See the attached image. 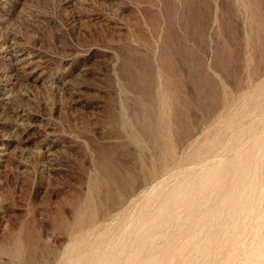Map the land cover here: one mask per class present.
Instances as JSON below:
<instances>
[{
    "label": "rangeland",
    "instance_id": "rangeland-1",
    "mask_svg": "<svg viewBox=\"0 0 264 264\" xmlns=\"http://www.w3.org/2000/svg\"><path fill=\"white\" fill-rule=\"evenodd\" d=\"M260 145L264 0H0V264H264ZM163 178L180 221L135 251Z\"/></svg>",
    "mask_w": 264,
    "mask_h": 264
},
{
    "label": "bare ground",
    "instance_id": "bare-ground-1",
    "mask_svg": "<svg viewBox=\"0 0 264 264\" xmlns=\"http://www.w3.org/2000/svg\"><path fill=\"white\" fill-rule=\"evenodd\" d=\"M262 143V142H261ZM260 147H262L261 145H260ZM264 147V146H263ZM262 147V148H263ZM261 149V148H260ZM260 151V150H259ZM254 156V155H253ZM261 158V157H260ZM259 158V159H260ZM199 159V158H198ZM253 160V159H252ZM208 161L209 160H207V159H203V160H200L199 162H198V164L199 165H201V167L200 168H204V174H205V179H207V175L209 174V175H212L213 177H214V175H215V173H216V167L215 166H213V165H211V162H210V164L208 163ZM220 161V160H219ZM260 161V160H259ZM251 162V161H250ZM229 163V162H228ZM262 163V162H261ZM261 163H260V165H261ZM230 165H231V163H230ZM257 165V164H256ZM254 166H255V162H254ZM258 167V166H257ZM256 167V168H257ZM260 167V166H259ZM249 168H253V167H249ZM261 168V167H260ZM248 169V168H247ZM249 170V169H248ZM252 171H253V169H252ZM261 172H262V170H260ZM260 172V173H261ZM167 173V172H166ZM171 173H173V171L171 172ZM196 173V172H195ZM257 173V172H256ZM252 174V173H251ZM255 174V173H254ZM256 175V174H255ZM261 175V174H260ZM165 176V175H164ZM247 176V175H246ZM245 176V177H246ZM159 177V176H158ZM169 177V176H168ZM254 177V176H253ZM257 177H258V175H257ZM112 179L114 180V181H117V183H119V186H120V188H121V190L123 191V192H129L130 190H131V187H130V185H129V182H130V180H128V179H125V178H123V179H117V178H113L112 177ZM256 179V178H255ZM226 180V179H225ZM254 180V179H253ZM203 181V180H202ZM224 181V180H223ZM234 182V181H233ZM246 182V181H245ZM167 183V181L163 178V180H161V181H157L156 180V184L154 185V186H152L151 188H149L150 190H148L147 189V192H145V205L142 207V210H145V209H149V214H150V219H161V221L157 224V225H155V226H152V227H148V226H150L149 224L150 223H148V221L147 220H144V222L141 224V227H139V230L136 232V234H137V236H140V238H142L141 239V245H139V246H137L136 247V249H135V251H137V250H139L140 248H143V247H145V244L148 242V241H150V243H149V249H152V247L156 244L155 243V237H156V235L154 234H152V232H150L149 230H152L153 228H160V229H164V232H161V233H159L158 235H164V236H167V234L169 233V235L171 234L170 233V230H172V228L173 227H175V223L177 224V222L178 221H180V215H177V217L174 219V216L176 215V213H177V207L176 206H178V201L179 200H177L178 199V197H179V195L178 194H174V195H172L169 191H168V184H166ZM193 183H194V181H193ZM247 183V182H246ZM152 184V183H151ZM166 184V185H165ZM197 185V184H196ZM215 185L216 184H214V188L212 189V194H215L216 193V188H215ZM242 185V184H241ZM256 186V185H255ZM178 187V186H177ZM251 187V186H250ZM174 188H176V187H174ZM241 187H239V189H240ZM242 189V188H241ZM252 189V188H251ZM192 190H193V194H192V196L190 197L191 199H189V201L185 204V206H187V212H188V214L189 213H194L196 210L194 209V203L195 202H197V199L199 198V196H200V194L202 193V190L201 189H199V188H192ZM244 190H246V188L244 189ZM250 190V189H249ZM219 191V190H218ZM242 191V190H241ZM252 191V190H251ZM251 191H250V193H251ZM254 191H255V188H254ZM254 191H252V192H254ZM220 193V192H219ZM236 194V193H235ZM253 195V194H252ZM217 196V195H216ZM245 196V195H244ZM244 196H243V194L241 193V194H239V196H238V198H237V200H235L236 202H235V204L233 203V204H231L232 203V201H233V199H232V197H231V195H228L227 196V200H228V205H229V209H235L236 210V208L238 209V206L241 204V200H243V198H244ZM246 196H248V195H246ZM249 196H250V194H249ZM175 197V198H174ZM180 199H181V197H179ZM158 200H160V203L158 204V205H156V203H157V201ZM245 201V199L243 200V202ZM205 202V201H204ZM206 202H208L207 200H206ZM222 202V201H221ZM225 202V201H224ZM250 202V201H249ZM246 203V202H245ZM207 204V203H206ZM206 204H205V206H206ZM221 205V204H220ZM250 205V204H249ZM221 207V206H220ZM243 207V206H242ZM223 208V207H222ZM250 208V207H249ZM239 210H240V208H239ZM218 211H219V209H218ZM222 211V210H221ZM229 211V210H228ZM244 212V211H243ZM219 213V212H218ZM218 213H215V218H214V220L210 223L209 222V224L207 225L206 223H203V224H201L200 222L199 223H197L196 224V229H195V231H194V234H195V236L198 238L200 235H201V233H202V230H203V228H206L207 227V229H208V232H206V230H205V234H209V236H211V238H212V235H210V234H213L214 233V229L216 228V226H220V228H219V230H220V232H222V233H224V235H227L228 233L229 234H231V230L233 229L232 227L230 228V226L228 225V223H227V225L226 224H224L225 222H223V224H220L219 223V220H218V218H217V215H218ZM235 213H236V211H235ZM234 213V214H235ZM238 213V212H237ZM236 213V214H237ZM242 213V212H241ZM132 214H134V212L132 213ZM187 214V215H188ZM222 214V213H221ZM224 214V213H223ZM200 215H202V213L200 214ZM227 215V214H226ZM238 215H239V213H238ZM186 216V215H185ZM213 216V217H214ZM234 216V215H233ZM212 217V218H213ZM229 217H230V215H229ZM235 217H237V216H235ZM242 217V216H241ZM184 218V217H183ZM211 218V219H212ZM237 218H239V217H237ZM236 218V219H237ZM259 218V217H258ZM173 219H174V221H173ZM232 219H233V217H232ZM240 219V218H239ZM229 220V219H228ZM231 220V219H230ZM182 221V220H181ZM225 221V220H224ZM232 222V221H231ZM134 223V222H133ZM131 221H129L122 229H121V232H120V235L118 236V239L119 240H117V243L118 244H124V242H125V236L126 235H130V236H132V235H134V231H133V229H132V224H133ZM187 224V223H186ZM189 224V223H188ZM234 224V223H233ZM231 225V224H230ZM112 226V225H111ZM235 226H236V224H235ZM252 227V226H251ZM235 228V227H234ZM178 230H177V232L179 233L182 229H183V225H179L178 226V228H177ZM234 230V229H233ZM85 232H86V230H85ZM87 232H89V230L87 231ZM176 232V231H175ZM213 232V233H212ZM218 232V231H217ZM92 233V232H91ZM252 233V232H251ZM118 234V233H117ZM175 234V233H174ZM205 234H203V235H205ZM234 234V233H233ZM169 235H168V237H169ZM223 235V236H224ZM252 235V234H251ZM223 236H222V238H223ZM229 236V235H228ZM232 236H234V235H232ZM83 237V236H82ZM86 237V236H85ZM167 237V238H168ZM204 237H206V236H204ZM214 237H215V235H214ZM237 237V236H236ZM87 238V237H86ZM238 238V237H237ZM84 239V238H83ZM82 239V240H83ZM147 239V240H146ZM225 239V238H224ZM228 239V238H227ZM227 239H226V241H227ZM78 240V239H77ZM101 240V239H100ZM187 240V239H186ZM220 240H222V239H220ZM233 240H235V238H233ZM81 241V240H80ZM79 241V242H80ZM167 241V240H166ZM165 241V242H166ZM173 241V240H172ZM210 241L211 240H208V239H198V241H196V242H194V247H193V249H192V251H190L188 254H185L184 253V256H183V262L184 263H186L187 261H188V258L193 254L194 256L196 255V254H199V256L200 255H204L208 250H210V249H208V244L210 243ZM229 241V240H228ZM219 242V241H218ZM224 242H225V240H224ZM162 243H164V241L162 242ZM178 243V242H177ZM232 243V242H231ZM219 244H220V242H219ZM222 244V243H221ZM157 245V244H156ZM165 245V244H164ZM226 245H227V242H226ZM235 245H237V243L235 244ZM95 247V246H94ZM140 247V248H139ZM188 247H189V245H188ZM73 248H74V246H73ZM96 248V247H95ZM155 247H153V249H154ZM161 247H160V245L157 247V249H160ZM185 248V247H184ZM97 249H99V248H97ZM152 249V250H153ZM186 249V248H185ZM220 250H221V247H220ZM98 251H100V250H98ZM123 250H121V252H122ZM154 251V250H153ZM152 251V252H153ZM187 251V250H186ZM217 251V250H216ZM151 252V253H152ZM82 253V252H81ZM80 253V254H81ZM119 253V252H118ZM149 253V252H148ZM151 253H150V255H151ZM164 253V252H163ZM214 253V252H213ZM259 253H261V251L259 252ZM217 254H218V252H217ZM223 254V253H222ZM148 255V254H147ZM180 255H182V254H180ZM216 255V254H215ZM215 255H213V256H215ZM100 256V255H99ZM198 256V255H197ZM217 256V255H216ZM248 256V255H247ZM113 257H115V255L113 256ZM193 257V256H192ZM202 257V256H201ZM200 257V258H201ZM207 257V256H206ZM222 257H223V255H222ZM84 258V257H83ZM191 258V257H190ZM203 258V257H202ZM213 258V257H212ZM216 258V257H215ZM130 259H133L134 261L135 260H137V258H130ZM173 257L172 256H170V254H168L167 255V257H166V260H165V263L164 264H173L172 262H174L173 261ZM192 259H194V258H192ZM204 259V258H203ZM217 259H220V258H217ZM226 259V258H225ZM126 260V259H125ZM205 260V262H206V259H204ZM224 260V259H223ZM198 261L199 260H197L196 261V264H198ZM140 262V261H139ZM138 262V263H139ZM193 262H194V260H193ZM201 262H202V260H201ZM221 262V261H220ZM68 263V262H67ZM188 263V262H187ZM192 263V262H191ZM100 264V263H99ZM140 264H154V260H152L151 258H146L144 261H142V262H140ZM175 264V263H174ZM182 264V263H181ZM200 264V263H199ZM202 264H204V261H203V263ZM210 264V263H209Z\"/></svg>",
    "mask_w": 264,
    "mask_h": 264
}]
</instances>
